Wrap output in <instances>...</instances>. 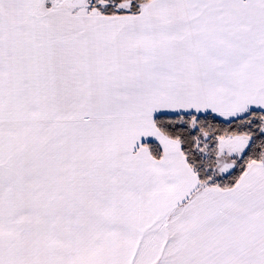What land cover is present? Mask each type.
<instances>
[{
    "label": "snow or ice",
    "instance_id": "1",
    "mask_svg": "<svg viewBox=\"0 0 264 264\" xmlns=\"http://www.w3.org/2000/svg\"><path fill=\"white\" fill-rule=\"evenodd\" d=\"M0 264H264V0H0Z\"/></svg>",
    "mask_w": 264,
    "mask_h": 264
}]
</instances>
